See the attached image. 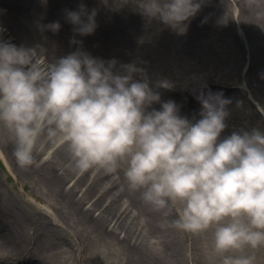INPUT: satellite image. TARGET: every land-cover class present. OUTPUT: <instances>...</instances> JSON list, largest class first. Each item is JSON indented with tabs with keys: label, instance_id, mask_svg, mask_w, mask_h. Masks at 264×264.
I'll use <instances>...</instances> for the list:
<instances>
[{
	"label": "clouds",
	"instance_id": "1",
	"mask_svg": "<svg viewBox=\"0 0 264 264\" xmlns=\"http://www.w3.org/2000/svg\"><path fill=\"white\" fill-rule=\"evenodd\" d=\"M98 3L110 12L131 8L177 29L203 0ZM97 15L84 0L76 10L65 9L76 48L52 59L44 44L18 46L0 38V126L12 136L17 165L36 163L45 137L66 147L80 173L93 167L111 172L124 162L129 188L141 191L146 204L158 211L181 206L178 229L212 230L221 264H254L245 252L264 247V132L233 131L221 139L231 103L222 92L196 95L199 118L189 119L175 101L161 100L159 89H174L170 80L153 83L136 62L92 56L76 37L95 33ZM36 26L53 34L61 29L59 21Z\"/></svg>",
	"mask_w": 264,
	"mask_h": 264
},
{
	"label": "rangeland",
	"instance_id": "2",
	"mask_svg": "<svg viewBox=\"0 0 264 264\" xmlns=\"http://www.w3.org/2000/svg\"><path fill=\"white\" fill-rule=\"evenodd\" d=\"M236 1L203 0L200 11L187 22L198 27L196 37L209 44L203 56L206 62L199 66L182 65L181 69H169L163 75L164 79L173 80L174 89L177 88L171 90L173 97L177 98L181 106L180 114L189 119L197 118V111L201 109L195 98L201 91L236 93L234 99L227 98L231 101L228 105L230 115L226 119L227 131L221 134L223 138L233 131H251L256 128L264 132V82L259 80L257 70L251 66V52L245 47L242 9L236 5ZM95 3L99 6H93L98 8L97 17L113 13L101 6L98 0ZM1 28L6 30L5 26ZM64 30L66 37H73L70 24ZM76 38L79 39V36ZM170 47L173 51L177 48L172 39L168 40V50ZM72 48L74 51L76 45ZM72 48L69 49L71 52ZM238 87L240 90L237 91ZM179 89L184 91L178 93ZM12 142L11 134L1 126L0 179L5 187L3 202L9 209L14 208L16 212L20 210L21 215L28 218L22 222L23 231L33 235L35 244H38L48 264H221L220 258L213 252L211 229L194 234L193 242L188 233L175 226L180 205L173 207L176 212L165 210L167 213L162 214L156 210L157 215L149 212L145 214L137 209V204L143 208L147 204L143 202L141 193L127 190L119 163L116 169L122 188L117 195L121 199L122 210L128 211L127 216H123L125 221L128 220V233L110 230L120 218L119 212L118 215H111L114 216V222H110L108 229L99 228L96 224L99 214L96 208L111 207L115 196L112 198L97 190H89L85 180L77 175V170L66 176L63 169L53 166L54 174L59 177L57 184L53 185L47 182L42 172L39 176L20 175L18 168L9 164V153L5 149ZM59 144V141H50L47 150L42 144L36 157L37 163L41 164L50 153H55ZM72 186L75 187L74 194L67 199L64 193ZM85 192L89 193L88 199L82 195ZM92 205L95 206V215H87L84 209L89 208L93 212ZM79 207L81 211H78ZM37 217L48 220L49 229L40 228L34 235L29 221ZM245 254L255 257L254 264H264V247L248 249Z\"/></svg>",
	"mask_w": 264,
	"mask_h": 264
},
{
	"label": "bare ground",
	"instance_id": "3",
	"mask_svg": "<svg viewBox=\"0 0 264 264\" xmlns=\"http://www.w3.org/2000/svg\"><path fill=\"white\" fill-rule=\"evenodd\" d=\"M84 2L88 8L91 6L99 7L95 0H84ZM79 3L80 0H48L47 5L44 6L41 0H0V28L2 26L6 28L5 31L0 33V38L10 40L18 46L44 44L48 48L49 59L66 55L71 52L69 49L73 46L69 42L71 37H66L64 30L69 25L64 20V10H76ZM236 5H239L242 9L243 30L246 37L245 47L251 52L249 56L251 66L257 70L259 80L264 82V0H238ZM41 18L43 19L41 20ZM38 20L44 24L59 21L61 29L56 34L50 31L41 32L36 26ZM97 24L98 27L94 34L79 37L78 40L83 41V48L92 56L104 60L114 58L124 64L136 62L138 66L146 69L147 75L153 83L156 80L164 79L163 75L168 73L169 69L179 70L182 65L199 66L201 63L206 62L203 56L206 55L209 44L204 39L196 37L198 27L192 23L185 22L180 28L173 29L157 20H146L131 8H125L120 12H113L109 16L97 17ZM170 39L176 44L175 51L171 47L168 50V40ZM227 41L235 44L232 40ZM238 90H240V87L237 88ZM159 91L162 101L173 100L177 105L179 104L177 98L173 97L174 93L171 90L159 89ZM183 91L184 89H179L178 93ZM223 94L225 98L234 99L236 97V93L231 91ZM153 107L159 109L160 105L155 104ZM199 111L200 109L197 111V118H199ZM225 131H227V128ZM39 142L34 153L36 163L27 168H21L17 165L13 154L14 143L6 145L5 149L9 153V164L17 167L20 175L26 177L39 176L42 172L45 174L47 182L53 185L54 183L57 184V178H59L58 175L54 174L53 166L63 169L66 176H70L69 173L76 170L70 165L69 152L61 144H59L55 153H50L45 161L38 164V158L36 159V157L42 149L41 145L43 144L44 150L50 148V141L47 138H41ZM119 165H121L120 173L127 190L130 193H141L139 190L133 191L129 188L125 176L126 163L121 162ZM77 175L85 180L87 186L90 187L89 190H97L99 193L108 194L112 198L115 196L114 204L111 207L96 208L99 211L96 217L97 226L108 229L110 222L114 220V216L111 215H118L119 212L121 216L110 230L111 232L120 230L128 233L126 228L128 220L123 219L124 215L127 216L128 211L122 210L121 199L117 195L122 188V183H118L120 176L117 174V169L109 172L100 167H93L83 173L78 171ZM59 176L61 177L60 174ZM77 182H80V180ZM69 188L64 193V197L67 199L68 197L71 198L75 191L74 186ZM4 195L5 187L0 179V264H48L38 244H35L33 235H28L23 231L22 222L28 218L21 215L20 210L17 211L20 212L18 215L14 208H12L13 211L9 209L3 202ZM82 195L84 199L89 198L88 192ZM139 205L137 204L136 208L142 213L148 214L147 212H149L157 215L156 210L150 205H145V208L141 204ZM147 206H150L149 209H147ZM91 208H93V212H90L89 208L83 209L87 215H95V206L92 205ZM78 211H81L80 207ZM160 211L162 214L165 213V210ZM173 217L174 214L172 219ZM32 220L29 222L32 224L34 235L40 228L49 229L48 220L44 217H37ZM188 235H190L191 241L195 242L194 234L188 233Z\"/></svg>",
	"mask_w": 264,
	"mask_h": 264
}]
</instances>
